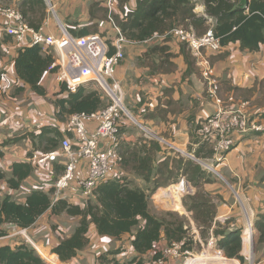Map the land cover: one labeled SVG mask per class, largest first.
Here are the masks:
<instances>
[{
    "label": "crops",
    "instance_id": "obj_1",
    "mask_svg": "<svg viewBox=\"0 0 264 264\" xmlns=\"http://www.w3.org/2000/svg\"><path fill=\"white\" fill-rule=\"evenodd\" d=\"M23 1L25 0H0V7L15 6L19 9ZM101 1L102 6H105L106 0ZM44 2L46 15L43 24L46 23L47 34L59 38L61 31L55 28L57 24L67 31H71L73 36H78L84 29L88 30L86 35L92 34L89 29L91 20H93L90 15L92 0H51L55 4L56 21H52L48 15L49 0H44ZM137 2L138 0H125L121 4L118 2L112 18L125 21V16L135 11ZM50 7L52 8V6ZM196 8L197 10L193 12L198 17H203L204 7L198 4ZM106 21L104 20L102 35L108 37L110 35L108 33H112L108 16ZM212 25L213 21L210 19L205 22L208 29ZM164 33H154L157 34V37L152 39L153 34L145 40L128 39L124 60L116 67L114 78L122 88L123 105L134 120L133 122L129 121L132 124L126 122L122 129L120 153L123 158V156L126 157L128 150L146 149V144L152 140L159 145L164 144L166 147L163 149L167 150L168 155L177 153L195 165H200L201 160L206 161L207 165L212 166L213 171L211 172H214V175L208 177L207 182L203 181L202 190L210 195L209 198L215 205L214 221L225 225L229 231L241 229V239L243 240V233L248 227V223L252 225V222L257 221L264 213V137L257 132L236 137L237 142L227 154L226 160L216 164L212 159V153L209 158L202 159L204 147L199 158L194 156V152L201 145L195 131L203 121L219 110V106L209 94V90L214 87L217 88V96L222 100L221 108L223 110L228 111L242 102L248 103L246 112L249 120L260 121L264 124V47L261 46L258 51H249L242 49L239 42H230L221 46L220 51H203L202 57L198 58L185 44L172 37L164 36ZM1 41L0 145L15 137L13 136L15 133L7 131L14 124L13 120H9V117L13 118L15 113L8 111L5 104H9L8 102L11 100L10 86L14 83L19 85L13 66V59L16 57L19 45L10 38ZM202 58L210 62L213 68L211 79L215 84H210L202 77L199 64ZM53 76L54 74L47 72L41 81L47 91V98H53L60 88L58 83L53 85ZM14 98L20 100V103L14 105L19 107L20 112H26L21 108L23 107L21 104H26L25 99H31L32 103H35L34 106L39 108L40 117H37L36 112H34V116L30 113L25 116L19 115L20 118H25L24 125L26 127L19 128L23 129L21 130L24 131L23 135L31 132L38 134L36 126L42 125L43 98L31 92L28 87H25L21 94L14 95ZM229 98H232L233 102H230ZM44 107H47L50 115L55 116V108L52 104ZM29 117H34V122ZM32 150V143L28 137L19 142L8 144L2 149L4 158L0 160V171L9 174L13 163H28V153H31ZM132 173L138 182L134 184V187L148 193L144 183L146 180H142L140 172L133 171ZM29 179L31 177L25 181ZM183 184L186 190H182L181 185L164 190L162 199L165 201L162 200V202L174 201L177 207L181 208L180 213L185 216L188 211L186 212L181 201L179 203V196L182 193L194 196L196 189L190 187L189 182L184 180ZM42 191L46 192L47 190ZM29 192H26L23 200L19 202H23ZM157 193L158 190L153 194V197ZM155 207L156 210L167 208L163 203H159ZM192 224L191 221L190 225ZM7 226H3L2 229L8 234ZM251 234L253 244L256 242L258 234L254 227ZM125 236H128L127 241H125ZM87 238L88 245L66 264H101L98 260L100 256L107 257L109 261H115L117 264H121V257H132L140 261L141 264H143V259L149 257L152 259V264H155L153 256L167 246L166 240L162 238L154 246L153 251L138 256L133 251L129 235H124L120 240L102 237L97 234L95 226L92 224L89 226ZM194 239L200 241L198 231H196ZM5 240L8 239L0 238V246L13 247L19 244L5 243ZM58 242L57 238L51 244H47L44 252L48 256L52 255L51 249ZM93 244L96 245V248L91 249ZM244 252L243 245L241 256L248 261V264H264V240L260 242L258 250H253L252 257H247ZM54 256L57 258L56 255Z\"/></svg>",
    "mask_w": 264,
    "mask_h": 264
},
{
    "label": "trees",
    "instance_id": "obj_2",
    "mask_svg": "<svg viewBox=\"0 0 264 264\" xmlns=\"http://www.w3.org/2000/svg\"><path fill=\"white\" fill-rule=\"evenodd\" d=\"M124 1L118 0L119 4ZM201 3L204 7L203 17H198L193 12L195 8L193 0H138L135 11L126 15L125 21H118V18H112V20L127 39L145 40L154 33H164L177 26H191L196 35L201 36L208 30L205 22L210 19L213 21V34L219 39L221 46L230 42H239L242 49L249 51H258L261 46L264 47V0H202ZM97 7H100L99 4L90 5L91 16L95 15L96 10L94 12V9ZM19 10L30 27L38 28L43 24L46 15L44 0H25L20 4ZM105 10L100 9V12H105ZM115 20L119 25L115 23ZM69 33L72 34L71 31ZM87 33L88 30L84 29L78 37ZM6 38L9 37L0 38V56L2 54L1 40ZM53 61V56L44 52L41 47L19 48L13 59L14 72L19 83L14 95L22 93L25 87H28L36 95L47 98V91L41 81L43 76L49 72ZM49 73L54 74L55 71ZM54 98L51 103L59 122H66L67 118L73 114L93 113L106 105L103 103L104 97L97 91L88 90L86 85L80 86L75 93H65V88L61 85ZM63 136L64 134L58 129L40 127L38 134L31 132L4 141L0 145V160L4 158L2 149L10 143H16L28 137L33 148L31 153L36 150L48 152L57 149ZM200 144L194 152L196 158H199L203 147L206 146L205 143ZM145 151L146 149L142 148L140 152ZM31 153H28V157ZM184 165L185 171L192 168L196 176V183L193 187L197 188L200 182H207L200 166L191 161L185 162ZM33 172L34 168L31 163H13L9 174L0 171V182H4L8 189L17 191ZM60 172L61 169L55 170L56 174ZM91 200L94 201H87L86 206L80 208L63 200L52 202L48 193L36 189L31 190L23 202H18L8 194L1 195L0 191V238L8 235L2 229L3 226L8 225L27 230L49 213L51 216L66 215L79 218L72 234L60 239L58 244L51 249V254L56 255L62 264L75 258L77 253L88 245L87 233L91 224L95 226L97 234L102 237L120 240L124 235H129L133 251L138 256L153 251L154 246L162 238L166 240L167 245L179 243L182 250H192L194 240L187 239L188 229L185 228L183 222H168L155 217L149 211L147 194L139 188L130 187L121 180L110 179L98 185L94 192V199ZM189 200L188 207L185 203L183 205L188 212L194 215L193 219L200 231V239L205 242L211 232L216 239L217 248L222 251L223 255L243 264L245 259L241 256V229L229 231L225 225L214 221L215 205L210 198L198 200L192 196ZM253 226L260 233L261 241H263L264 213ZM159 255L160 253L156 252L153 260ZM98 260L102 264L108 262L117 264L103 256L98 257ZM223 261L224 264L225 262L238 264L224 258ZM0 264L47 263L33 247L21 242L13 247L0 246ZM138 264L141 262L138 261Z\"/></svg>",
    "mask_w": 264,
    "mask_h": 264
},
{
    "label": "built area",
    "instance_id": "obj_3",
    "mask_svg": "<svg viewBox=\"0 0 264 264\" xmlns=\"http://www.w3.org/2000/svg\"><path fill=\"white\" fill-rule=\"evenodd\" d=\"M118 0H106L105 9L111 22L112 35L90 34L73 36L59 24L61 36L54 38L45 31V24L38 28L30 27L20 10L15 6L0 7V38L9 37L19 48L38 46L53 56L50 71H55L57 83L65 88V93H75L80 86L96 84L107 100L106 105L90 114L79 113L67 118L69 134L62 137L54 151H33L27 158L28 163L48 165L56 175L50 189L46 191L52 202L77 200L90 201L98 185L114 179L116 170L122 164L120 153L122 129L126 122H133L132 116L123 105V92L115 80L116 67L124 60L128 39L112 20ZM54 14V12H53ZM185 44L195 57H202L203 51H220L221 44L212 31L197 36L191 26L174 27L164 33ZM157 37L153 34L152 38ZM202 77L210 84L213 68L210 62L202 58L199 61ZM210 96L219 106L216 114L209 116L196 129L200 143L208 144L212 150V159L217 164L226 160L227 154L236 144V137L251 132L264 137V124L250 121L248 103H239L225 111L222 100L217 96V88L209 90ZM233 102L232 98H229ZM209 171L212 166L204 165ZM61 169L56 174L55 170ZM248 223L245 230H252ZM244 230V232H245ZM252 239V234L251 237ZM251 241V240H250ZM207 245H216V239L210 233ZM218 252H222L218 249ZM155 264H188L190 252L182 250L179 243H171L159 251ZM217 253V252H216Z\"/></svg>",
    "mask_w": 264,
    "mask_h": 264
},
{
    "label": "rangeland",
    "instance_id": "obj_4",
    "mask_svg": "<svg viewBox=\"0 0 264 264\" xmlns=\"http://www.w3.org/2000/svg\"><path fill=\"white\" fill-rule=\"evenodd\" d=\"M50 2V6H52V8L47 4V8H49V17L52 19V21H56L57 19V14H56V10H55V4L53 2H51V0H49ZM193 2L195 4H201L202 5V0H193ZM92 3H96L97 5L99 4L100 7H97L96 9H94V12L96 10L95 15L91 16L93 20H91V24L89 26L90 29V33L92 34H100L102 35V27L104 26V20L106 21L107 19V11L105 10L104 6H102V1L101 0H92V2L90 3V5ZM197 5L195 6L194 11L197 10ZM203 6V5H202ZM103 7V8H102ZM100 9H104L105 12H100ZM54 12V14H53ZM55 18V19H54ZM118 21H120L118 19ZM107 22V21H106ZM97 23V24H96ZM115 23L118 24V22ZM119 25V24H118ZM179 27V26H177ZM184 27V26H182ZM55 28H57L59 30V25L57 24L55 26ZM110 35H112V33H108ZM55 38V37H54ZM57 39V38H56ZM125 54V52H124ZM52 82L53 85L55 83H57L56 81V77L55 75L52 78ZM51 82V84H52ZM19 87V85L17 83H14L10 86V92H9V96H10V102H8L9 104H5V107L7 108L8 111H14L15 116L13 114V118L9 117V120H13V125L11 126L10 130L8 133H10V131H12L13 136L15 137H19L23 135L24 131H21L23 129H19L20 127H26L25 124V118L22 117L20 118V116H25L27 113H30L34 116V112L37 113V117H40V110L38 107L34 106V102L32 103L31 99H25L24 102H26V104H21L23 105V110H25L26 112H20L19 111V107H15L14 105L18 102L20 103V100L17 98H14V91L15 89ZM86 87L88 88V90L90 91H97L101 96H103V93L101 92V89L94 83H89L86 85ZM21 94V93H20ZM19 95V94H17ZM43 98V97H42ZM16 99V100H15ZM55 99L53 98H43V105H51V100ZM107 100L105 98H103V103L105 105V103ZM53 105V104H52ZM43 106V112H42V125L40 127L46 126L49 127L51 129H58L61 133L64 134L63 137H65L66 135L69 134L68 132V125H67V121L66 122H59L55 116L50 115V113L48 112V110L46 109L47 107ZM55 110V109H54ZM53 117V119H51ZM28 118V117H27ZM31 118V121L34 122V117H29ZM38 119H37V123H38ZM130 124H132L131 122H129ZM38 126H36L37 130L40 128ZM19 129V130H18ZM25 135V133H24ZM146 151L145 152H140L141 149H136V150H128L127 151V155L126 157L123 156V162L122 164L118 167V169L116 170V175L115 178L116 180H121L122 182L128 184L130 187H134V184H137V179L135 177V175H133V171L135 172H140L141 174V178L144 181V179L146 181H144L145 183V187L148 190L146 193L148 196V204H149V211L157 218H162L167 220L168 222H183V224L185 226H187L188 229V233H187V239L189 240L190 238L193 239L195 242L192 245V250L189 251L190 252V257L191 259L195 260L196 257H201L202 258H206L207 259V264H224L223 258L227 259V260H233L235 262H237L238 264H241L240 262L236 261L235 259H228L226 258L222 252H218V248L217 246H213V247H209L207 245V240L209 238L206 239L205 242H203L201 239L200 241L195 240L194 236L196 237V231H198L197 229V225L193 219L194 215L191 212H187V214L184 216V214L180 213L181 208H178L176 203H174V201H169V202H162V200L165 201V199H162V194L164 190H170L173 188V186H177V185H181L182 186V190H186V188L184 187L183 184V180L185 182H189L190 187L196 183V176L193 172V169H189L188 171H185V162L187 161L186 158L181 157L180 155H178L177 153L172 154V155H168L167 154V150H165V148L163 149V147H166L164 144L159 145L157 142H154L152 140H150L147 144H146ZM125 149V147H124ZM42 150V149H40ZM138 153V155L136 154ZM211 148L209 145H206L204 147L203 150V156L202 159L204 157H210L211 156ZM123 154V153H122ZM150 159V161H149ZM154 162V163H153ZM159 164H156L158 163ZM200 167L202 168V170L205 173L204 178L206 180H209L208 177H212V175H214L211 171H209L208 169H205L203 167H205L204 165L207 164L206 161L201 160L200 162ZM34 168V172L32 173V175L30 176L31 179L23 182L21 188L17 191H12L10 189H8L5 185L4 182H0V190H1V195H5L8 194L10 196H12L16 201H22L23 197L25 195L26 192H29L31 189H38V190H47L50 191L55 179H56V175L54 174V172L51 170L50 166L48 165H40L37 163H33L31 164ZM135 177V178H134ZM191 181V182H190ZM193 181V182H192ZM140 183V182H139ZM182 183V184H181ZM204 184V182H200L199 186L193 187L196 189V195H194L198 200H203V199H208L210 195H208L206 192H204L202 190V185ZM156 188V190H158L157 195H155L153 197V194L156 192V190H154ZM189 197H192L188 194H184L182 193L181 196H179V203L180 201L182 202V204H186V206L188 207L189 205ZM94 199V198H93ZM85 200H77V201H73L70 202L71 205L74 206H78L80 208H84L86 206V201ZM94 200H91L89 202H93ZM88 202V203H89ZM159 203H163L165 204V210L163 209H159L156 210L155 205L159 204ZM184 207V205H183ZM186 209V207H184ZM177 218V219H176ZM179 219V220H178ZM193 222L192 225H190L191 221ZM79 221V218H73V217H67L65 216H61V217H52L49 214H46L45 216H43V218L39 219L38 223L33 226L31 229L29 230H20L17 229L13 226H7L6 230L8 231V235L6 236V238L8 240H5V243H21L24 242L27 245L33 247L36 252L40 255V257H42L44 259V261L47 264H62L59 261H57V258L54 255H47V253L44 252V248L47 244H51L53 242V240L57 239H63L66 238V236L70 235L75 226H77ZM254 221L252 222V228L254 227ZM198 231V235H199ZM258 232V231H257ZM210 234V232H209ZM126 239L125 241H127L128 236H125ZM261 236L260 233L258 232L257 234V239L256 242H254L252 244V239L250 241V244L245 245V234L243 233V245H244V250H245V255L247 257H252L253 256V250H258L259 249V244L261 241ZM242 245V247H243ZM96 248V245L93 244L91 245V249ZM217 252V253H216ZM251 254V255H250ZM245 256V257H246ZM51 258V259H50ZM245 259V258H244ZM55 260V261H54ZM152 259H150L149 257H146L145 259H143V264H152ZM142 261V259H141ZM57 262V263H56ZM120 262L121 264H138V261L135 260L132 257H121L120 258ZM102 264V263H101ZM243 264H248V261L245 259Z\"/></svg>",
    "mask_w": 264,
    "mask_h": 264
},
{
    "label": "bare ground",
    "instance_id": "obj_5",
    "mask_svg": "<svg viewBox=\"0 0 264 264\" xmlns=\"http://www.w3.org/2000/svg\"><path fill=\"white\" fill-rule=\"evenodd\" d=\"M244 234H245V245H246V243L250 244V240H251V238H250L251 237L250 230H245ZM242 242H243V240H242ZM202 257L203 256L196 257V259L193 262H191V263L188 262V264H207V259L206 258H202ZM225 264H229V263L225 262Z\"/></svg>",
    "mask_w": 264,
    "mask_h": 264
}]
</instances>
